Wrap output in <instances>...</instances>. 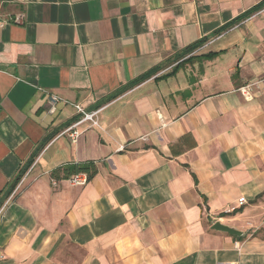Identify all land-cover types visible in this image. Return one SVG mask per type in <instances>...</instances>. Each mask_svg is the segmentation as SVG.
I'll use <instances>...</instances> for the list:
<instances>
[{"label": "crops", "instance_id": "obj_1", "mask_svg": "<svg viewBox=\"0 0 264 264\" xmlns=\"http://www.w3.org/2000/svg\"><path fill=\"white\" fill-rule=\"evenodd\" d=\"M261 1L0 0V264H264Z\"/></svg>", "mask_w": 264, "mask_h": 264}, {"label": "built area", "instance_id": "obj_2", "mask_svg": "<svg viewBox=\"0 0 264 264\" xmlns=\"http://www.w3.org/2000/svg\"><path fill=\"white\" fill-rule=\"evenodd\" d=\"M5 20H0V25H4ZM253 83L246 84L242 86L239 90L243 94V96L246 99H252L253 98ZM49 106H48V112L50 114H56L59 110L60 105H66L69 104V101L59 95L56 94H49ZM75 108L77 109V112L81 115L79 119H77L72 125H70L65 132L68 133L69 137L72 141H77L79 136L82 134L83 131L79 129V126L84 124L85 122L90 121L92 124L91 126L98 125V121L95 119V116L97 114V111L95 112H86L84 107L80 104H75ZM70 183L72 185H84L86 184L89 179L87 174L85 173H79L71 176L69 179ZM53 183L56 184L57 180L53 179ZM247 203L246 197H240L238 200L239 206H233L226 210V213H231L238 209V207L244 205Z\"/></svg>", "mask_w": 264, "mask_h": 264}, {"label": "trees", "instance_id": "obj_3", "mask_svg": "<svg viewBox=\"0 0 264 264\" xmlns=\"http://www.w3.org/2000/svg\"><path fill=\"white\" fill-rule=\"evenodd\" d=\"M263 6H264V0L261 1L259 4H257L255 7L251 8L248 11H246L240 18H245V17L251 15L253 12L257 11L258 9L262 8ZM200 45L201 44H199V45L197 44V47L200 46ZM152 72L153 71L151 70V71L139 76L135 80L131 81L130 84H129V87L130 86H134L135 84L145 80L146 78H148L151 75ZM79 173L87 174L88 179L91 180L95 176V174L97 173V168H96L95 163H93V162H89V163H85V164L69 163L67 165H64L61 168H58V169L54 170L51 175L55 179H69L71 176H73L75 174H79ZM23 175H24V173H21L20 175H18L15 178V181L13 183L11 191L19 184V182L21 181Z\"/></svg>", "mask_w": 264, "mask_h": 264}, {"label": "water", "instance_id": "obj_4", "mask_svg": "<svg viewBox=\"0 0 264 264\" xmlns=\"http://www.w3.org/2000/svg\"><path fill=\"white\" fill-rule=\"evenodd\" d=\"M213 229L215 230H219V231H223V232H227L233 236H237V237H243L245 236V232L236 228V227H233L231 225H228V224H225V223H222L220 221H217L214 223L213 225Z\"/></svg>", "mask_w": 264, "mask_h": 264}, {"label": "rangeland", "instance_id": "obj_5", "mask_svg": "<svg viewBox=\"0 0 264 264\" xmlns=\"http://www.w3.org/2000/svg\"><path fill=\"white\" fill-rule=\"evenodd\" d=\"M66 249V246H65V248H64V250ZM67 251V250H66ZM67 252H70V251H67ZM79 252L81 253V250H79Z\"/></svg>", "mask_w": 264, "mask_h": 264}]
</instances>
